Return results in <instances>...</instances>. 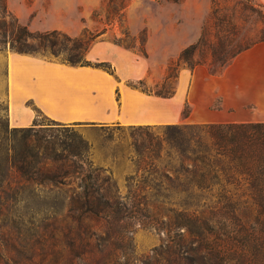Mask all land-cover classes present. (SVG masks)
I'll return each mask as SVG.
<instances>
[{
	"label": "trees",
	"instance_id": "trees-1",
	"mask_svg": "<svg viewBox=\"0 0 264 264\" xmlns=\"http://www.w3.org/2000/svg\"><path fill=\"white\" fill-rule=\"evenodd\" d=\"M242 9L255 13L259 38L242 44L230 60L264 40V6L246 0ZM0 17V44L11 35V45L16 42L13 47L17 51H47L54 57L61 55L51 61L98 67L113 74L110 63L86 59L93 38L69 36L56 29L30 32L15 18L7 26L4 17L11 15L5 0H0ZM227 63L209 73L218 74ZM174 64L166 67L152 88L143 78L127 84L147 94L170 97L174 90L158 88L175 76ZM76 124L47 117L40 123L33 119L28 126L0 124V216L9 220V226H21L19 235L7 231L0 240V264H119V256L107 251L109 235L102 236L104 216L117 207L97 181L99 168L89 161L87 144L77 135ZM161 127L165 130L166 161L162 166L152 162L148 166L165 168L177 182L176 193L182 198L177 207L168 210L186 218L178 226L188 234L193 228L201 232L196 235L202 241L199 250L206 249L205 254L234 253L226 256L227 264H264V122ZM204 215L236 219L231 238H238V244L225 239L219 248L209 245L207 227L211 221L202 218ZM16 248L30 253L21 263L9 257L10 250L18 251ZM192 250L200 253L197 248Z\"/></svg>",
	"mask_w": 264,
	"mask_h": 264
},
{
	"label": "rangeland",
	"instance_id": "rangeland-1",
	"mask_svg": "<svg viewBox=\"0 0 264 264\" xmlns=\"http://www.w3.org/2000/svg\"><path fill=\"white\" fill-rule=\"evenodd\" d=\"M245 3L246 0H5L11 18L4 20L8 26L15 18L30 32L56 29L69 36L84 34L85 38H93L94 43H113L123 51L120 56L134 63L135 71L142 74L140 78L149 88L161 79L170 63H176L175 76L158 89L174 90V98L181 103V114H187L189 67L202 65L208 72L219 69L242 44L259 38L256 15L242 9ZM12 37L0 44V124L7 123L9 127L7 57L12 53L46 60L61 56L40 50L17 51L13 47L17 43L12 40L11 45ZM181 53L184 58L179 59ZM243 99L234 98L235 106L240 108L234 113L235 118L264 117V112L258 110L249 114L253 112L250 105L237 104ZM211 107H220L218 96ZM32 110L36 123L46 120ZM161 125H74L77 135L87 144L89 161L99 168L97 181L117 207L102 220V236L109 235L107 251L119 256V264H227L226 256H235L234 253L205 254L206 249L199 250L202 241L196 235L201 232L193 228L192 234H188L178 226L185 217L168 210L181 201V194L176 193L178 184L165 168L155 170L148 166L150 162L162 166L166 161L165 130ZM202 218L211 221L207 227L209 245L219 248L225 239L234 245L240 241L231 238L236 219L215 215ZM9 223L0 216V240L7 231L13 235L21 232L20 225ZM16 249L10 250L9 257L21 263L30 253Z\"/></svg>",
	"mask_w": 264,
	"mask_h": 264
},
{
	"label": "crops",
	"instance_id": "crops-1",
	"mask_svg": "<svg viewBox=\"0 0 264 264\" xmlns=\"http://www.w3.org/2000/svg\"><path fill=\"white\" fill-rule=\"evenodd\" d=\"M257 1L264 6V0ZM122 52L113 43L95 42L85 55L87 60L110 63L113 74L88 65L10 54L6 63L9 125H30L32 109L55 121L83 125L264 122V117H234L240 110L235 106L237 97L244 98L237 104L252 107L249 114L264 112V40L237 53L218 74H210L202 65L191 68L186 115L181 114V103L174 95L161 97L129 86L128 81L142 74L135 71L132 61L120 56ZM216 96L220 107L212 108Z\"/></svg>",
	"mask_w": 264,
	"mask_h": 264
}]
</instances>
